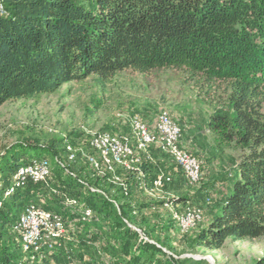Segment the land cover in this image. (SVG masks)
<instances>
[{
    "label": "trees",
    "instance_id": "16d2710c",
    "mask_svg": "<svg viewBox=\"0 0 264 264\" xmlns=\"http://www.w3.org/2000/svg\"><path fill=\"white\" fill-rule=\"evenodd\" d=\"M2 1L0 106L53 93L65 83L91 75L105 82L125 70L139 74L179 70L213 106L208 128L214 139L241 150L234 176L225 175L229 181L225 187L202 181V163L196 190L170 198L171 204L183 203L184 209L208 207L211 218L192 228L190 243L209 250L227 237L264 235V0ZM53 145L33 147L53 154L54 167L50 165L47 178L27 180L2 200L0 264L192 262L160 247L171 248L160 239L173 231L171 214L167 221L152 224L138 222L139 215H132L164 203L153 199L132 203L134 197L154 190L152 181L158 175L168 177L161 190L178 191L187 184L181 169L158 145H148L146 154L137 151L139 160L132 169L114 163L115 170L109 171L99 163V172L90 164L96 172L91 179L64 163L66 143L60 149ZM85 146L91 149L89 140ZM181 146L199 159L195 148ZM0 156V170L7 171L0 176L3 190L18 167L33 157L17 147ZM32 204L57 212L66 229L55 245L36 252L33 259L22 250L13 229L22 210ZM84 209L90 211V221L82 216Z\"/></svg>",
    "mask_w": 264,
    "mask_h": 264
},
{
    "label": "rangeland",
    "instance_id": "374dc122",
    "mask_svg": "<svg viewBox=\"0 0 264 264\" xmlns=\"http://www.w3.org/2000/svg\"><path fill=\"white\" fill-rule=\"evenodd\" d=\"M204 99L195 84L187 80L186 75L179 70L160 69L147 74L125 70L105 82L91 75L79 81L65 83L53 93L20 98L1 105L0 155L5 154L11 147H17L25 152V156L44 157L54 167L52 152L33 147L54 143V148L60 149L66 143V151L70 148L76 155L79 153V157L75 161L65 159L64 163L71 164L73 171L83 178H90L96 176V172L88 158L100 159L97 151V154H93L89 152L91 149L86 148L88 140L91 147L95 137L103 133L117 138L129 136L123 133L131 132L133 118H138L147 125V122L155 124L159 113L166 111L179 122L182 144L190 150L195 148L198 152V158L203 163L202 181L209 180L225 187L229 184L225 175L232 173L234 176V165L241 150L214 139L208 128L213 106ZM21 143L27 148L18 145ZM128 144L133 150L136 148L134 142L128 141ZM98 169L101 172L102 167L98 166ZM6 173V169L2 167L0 176ZM227 178L231 180L230 177ZM184 182L187 184L180 183L182 187L178 191L154 189L144 193V197L136 196L132 200L133 205L142 199L164 201L153 209L148 207L140 213H133L134 216L139 215L138 222L147 220L148 224L158 223L167 221L170 214L172 215L173 231L160 235L161 241L166 240L171 248L157 245L166 253L175 254L177 258L192 259L190 264H264V235L236 240L227 237L219 247L209 250L190 243L192 228L198 224L206 225L211 216L208 207L202 205L198 224L187 231H181L176 225L174 215L185 212L186 208L182 207L183 203L171 204L170 198L181 193L191 194L199 186L198 183L190 184L185 179ZM139 225L144 227L141 223ZM130 226L141 236L144 235L139 227ZM13 229L17 232L15 227ZM17 238L20 239L19 235ZM68 240L69 236L66 241ZM26 252L33 259L35 253H31V250ZM49 264H53L52 261Z\"/></svg>",
    "mask_w": 264,
    "mask_h": 264
},
{
    "label": "bare ground",
    "instance_id": "6f19581e",
    "mask_svg": "<svg viewBox=\"0 0 264 264\" xmlns=\"http://www.w3.org/2000/svg\"><path fill=\"white\" fill-rule=\"evenodd\" d=\"M4 13L5 6L3 1L0 0V14ZM130 128L131 134L129 136H120V138H117L103 133L95 137L90 148L99 153L100 160L99 162L98 159L95 158H88V160L96 169H98L99 163L104 164V167H107L109 171L115 170L112 168L114 163L116 165H120V167H124L125 169H132L134 164L139 160L137 157L138 155L136 156V152L139 151L140 153V151H142L143 153L144 151L145 153L148 145L157 143L164 153H167L181 169L183 177L186 181L190 184L200 182L202 178V162L194 156H187L192 154L183 149L179 143L174 142V139H181V132L179 124L170 116L168 112L162 111L159 113L154 124V129H151L147 125V131H152V134L144 132L146 124L141 122L138 118H133L131 120ZM160 130L163 131L165 141H162L159 138H153V135L160 134ZM128 141L134 142L136 146L134 150L132 146L128 144ZM125 155L131 157H125ZM75 156L76 152L68 148L67 160L72 161L76 158ZM60 164L63 165L61 162ZM186 165H192L191 177H187L185 172ZM38 166L42 167L41 170L27 169L28 167L37 168ZM49 172L50 163L44 157H33L28 163L18 167L17 171L13 175L10 186L3 190L0 189V207L2 200L7 198L16 188L22 186V184H24L27 180L41 182L47 178ZM164 178L168 180V177H164L163 174H160L154 181H152L154 189L160 188ZM192 178H197V180L193 181ZM34 212L41 214V220H38V222L28 223L26 218L27 215H31ZM81 214L86 220H90L89 218L92 216L88 209L82 210ZM178 214H173L175 221H177L176 225L180 227L181 231H187L200 221L201 207H188L185 212H182L179 215ZM14 227L20 237L21 247L26 251L31 250V253H39L40 251L52 247V245H55L58 239L66 232L63 221L57 212L38 207L34 204L28 205L24 208V210H22Z\"/></svg>",
    "mask_w": 264,
    "mask_h": 264
},
{
    "label": "built area",
    "instance_id": "2783aa9c",
    "mask_svg": "<svg viewBox=\"0 0 264 264\" xmlns=\"http://www.w3.org/2000/svg\"><path fill=\"white\" fill-rule=\"evenodd\" d=\"M144 132H146L147 134H152V131H147V124H146V128H144ZM153 138H159L162 141H165V136L163 135V131L162 130H160V134L159 135H153ZM174 142L179 143L181 145V139H174ZM187 156H193V155H187ZM125 157H131V156L125 155ZM41 168H42L41 166H38L37 168H29L28 167L27 169H39V170H41ZM191 169H192V165H186L185 172L187 174V177H191ZM192 180L193 181L197 180V178H192ZM26 218L28 220V223L38 222V220H41V214H37L36 212H34L31 215H27Z\"/></svg>",
    "mask_w": 264,
    "mask_h": 264
},
{
    "label": "crops",
    "instance_id": "0c3cea01",
    "mask_svg": "<svg viewBox=\"0 0 264 264\" xmlns=\"http://www.w3.org/2000/svg\"><path fill=\"white\" fill-rule=\"evenodd\" d=\"M174 119V118H173ZM178 122V120H176ZM155 122V121H154ZM148 123V126L151 128V129H154V123L150 124V122H147ZM181 143H182V140H181ZM156 145H158L157 143H155ZM190 146V145H189ZM185 147V145H184ZM191 148V147H190Z\"/></svg>",
    "mask_w": 264,
    "mask_h": 264
}]
</instances>
